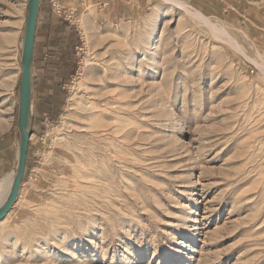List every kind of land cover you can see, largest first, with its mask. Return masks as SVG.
<instances>
[{
    "label": "rangeland",
    "instance_id": "obj_1",
    "mask_svg": "<svg viewBox=\"0 0 264 264\" xmlns=\"http://www.w3.org/2000/svg\"><path fill=\"white\" fill-rule=\"evenodd\" d=\"M28 4L0 0V135L20 132ZM96 16L71 19L0 264H264V20L199 0Z\"/></svg>",
    "mask_w": 264,
    "mask_h": 264
},
{
    "label": "crops",
    "instance_id": "obj_2",
    "mask_svg": "<svg viewBox=\"0 0 264 264\" xmlns=\"http://www.w3.org/2000/svg\"><path fill=\"white\" fill-rule=\"evenodd\" d=\"M199 1L225 18L246 22L260 19L261 16V20H264V0ZM153 2L154 0H40L32 65L31 140L36 127L56 114V106H61L62 91L65 89L63 82L73 72L67 48L71 33L78 38L80 30L71 19L80 17L90 7H95L98 21L106 22L110 17L125 19L138 8L147 7ZM57 4L62 6L63 13L57 11ZM31 140L27 167L31 155ZM20 143L21 133L15 129L9 128L0 135V180L17 170Z\"/></svg>",
    "mask_w": 264,
    "mask_h": 264
},
{
    "label": "water",
    "instance_id": "obj_3",
    "mask_svg": "<svg viewBox=\"0 0 264 264\" xmlns=\"http://www.w3.org/2000/svg\"><path fill=\"white\" fill-rule=\"evenodd\" d=\"M39 9L40 0H29L28 17L26 21L27 28L23 43L22 76L20 90V160L9 197L4 203V205L0 208V220H3L7 216V214L11 211L15 202L17 201L21 189V184L25 177L27 168L30 140L31 136L33 135V131L31 129V122L29 127L28 123L32 97V65L34 59L35 37Z\"/></svg>",
    "mask_w": 264,
    "mask_h": 264
},
{
    "label": "bare ground",
    "instance_id": "obj_4",
    "mask_svg": "<svg viewBox=\"0 0 264 264\" xmlns=\"http://www.w3.org/2000/svg\"><path fill=\"white\" fill-rule=\"evenodd\" d=\"M167 2V0H166ZM170 4H175L181 8H184V9H187L188 6L185 5V4H182V3H177L176 1L172 2V1H168ZM190 11V10H189ZM188 11V13H190ZM198 13L197 16H200V17H204L203 15H201L199 12H196ZM202 19V18H201ZM204 19V18H203ZM204 20H207L206 18ZM215 30V29H213ZM216 31V30H215ZM22 48H23V44H22ZM115 103V102H114ZM32 116H33V103H32V97H31V104H30V112H29V123H28V127L30 125V122H31V119H32ZM5 129V128H4ZM19 166V165H18ZM17 170H18V167H17ZM17 170H15V172H13L12 175L8 176V177H5L3 179L0 180V208L4 205V203L6 202V200L8 199L9 197V194L11 192V189H12V185H13V182H14V179H15V176H16V173H17ZM21 190V189H20ZM20 193V192H19ZM19 197V196H18ZM18 199V198H17ZM16 203V202H15ZM11 212V211H10ZM9 212V213H10ZM8 213V214H9ZM7 214V216H8ZM6 216V217H7ZM5 217V218H6ZM4 218V219H5ZM3 220H0V223L4 221Z\"/></svg>",
    "mask_w": 264,
    "mask_h": 264
}]
</instances>
